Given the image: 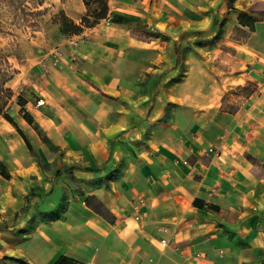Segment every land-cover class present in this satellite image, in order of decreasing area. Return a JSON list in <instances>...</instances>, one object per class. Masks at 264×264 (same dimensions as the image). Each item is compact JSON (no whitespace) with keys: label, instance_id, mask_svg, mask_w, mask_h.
Wrapping results in <instances>:
<instances>
[{"label":"crops","instance_id":"1","mask_svg":"<svg viewBox=\"0 0 264 264\" xmlns=\"http://www.w3.org/2000/svg\"><path fill=\"white\" fill-rule=\"evenodd\" d=\"M110 2L153 34L105 20L74 34L7 110L23 136L0 116L16 142L1 195L51 169L72 182L50 220L0 227V263L264 264V0Z\"/></svg>","mask_w":264,"mask_h":264},{"label":"rangeland","instance_id":"2","mask_svg":"<svg viewBox=\"0 0 264 264\" xmlns=\"http://www.w3.org/2000/svg\"><path fill=\"white\" fill-rule=\"evenodd\" d=\"M39 1L0 0V106L5 111L9 109L13 99H17V96L23 93L26 85L24 81L30 77V74H34L32 72L34 67L40 65L45 58H53L56 49L67 43L68 38L74 35L63 34L55 23L60 19V11L63 10L76 24H80L81 16L86 11L83 0H45L43 4H38ZM132 1H135L134 8L146 11L161 10L167 3V0ZM110 3L111 7H114L116 0H111ZM39 9L41 12H36ZM91 28L83 27L78 34L84 31L80 37H85L90 33ZM212 28L213 26L209 30ZM11 146H16L13 136L7 127L0 126V152L5 155ZM32 159L35 160L34 157ZM51 171L50 179L48 180L49 177L43 179L48 181V184L37 183L21 199H17V196L11 192L1 195L7 191L9 183L7 178L3 176L0 178L1 228L6 229L7 224H11L12 221L35 224L42 218L50 220L56 204L66 205L65 186L71 187L72 182L69 180L64 181V184L56 183V169ZM44 212L49 215L44 217ZM28 215L31 218H28ZM3 259L4 262L0 264H6V254Z\"/></svg>","mask_w":264,"mask_h":264},{"label":"trees","instance_id":"3","mask_svg":"<svg viewBox=\"0 0 264 264\" xmlns=\"http://www.w3.org/2000/svg\"><path fill=\"white\" fill-rule=\"evenodd\" d=\"M108 1L109 0H83L86 7V11L81 16L80 24H76L63 10L60 11V16H59L60 19L58 21H55V23L58 24L59 29L63 34H78L82 31L83 27H93L102 20H105L110 24L126 27L130 29V32L134 36L141 37L144 34H145L144 36L153 34L154 31L146 29L145 28L146 25L143 24V22L140 19L117 11H110ZM44 2L45 0H40L38 4H43ZM36 12H41V10L39 9ZM6 90L10 91L9 89ZM17 100L22 104L25 102V99L22 98L20 94L17 96ZM0 116H3L6 120H8L22 135V132L17 127L12 116H10L9 113L5 111L2 106H0ZM24 117L29 122L33 121V119L26 112H24ZM24 140L28 148L32 150L30 143L25 137ZM73 168L74 166H69L67 167L66 171L70 172V170H72ZM83 169L89 170L87 167H84ZM60 173H61V169H58L56 171V174H60ZM0 175L5 178L10 177L8 168L4 164V162H2V160H0ZM86 204L87 206H90L93 210L99 213H101L102 209H104V205L102 204V202L98 201V199L94 196L87 197ZM20 262L23 264H29L24 259H20ZM77 262L78 261L68 256L61 255L53 262V264H76Z\"/></svg>","mask_w":264,"mask_h":264},{"label":"built area","instance_id":"4","mask_svg":"<svg viewBox=\"0 0 264 264\" xmlns=\"http://www.w3.org/2000/svg\"><path fill=\"white\" fill-rule=\"evenodd\" d=\"M43 103H44V99L42 97H38L36 99L35 105L36 106H40ZM220 152H221L220 148L216 144H213V145H211V146H209L208 148L205 149L204 154H206V155H208V154L218 155V154H220ZM209 194L212 195L211 192ZM140 201H142V199H140ZM161 244L163 246H165V242L164 241H162Z\"/></svg>","mask_w":264,"mask_h":264}]
</instances>
